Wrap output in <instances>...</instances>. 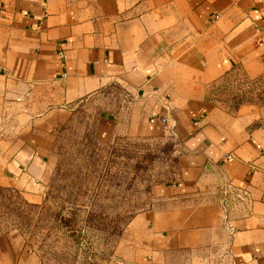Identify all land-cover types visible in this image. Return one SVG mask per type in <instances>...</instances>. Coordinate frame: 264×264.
Returning <instances> with one entry per match:
<instances>
[{
  "label": "crops",
  "instance_id": "1",
  "mask_svg": "<svg viewBox=\"0 0 264 264\" xmlns=\"http://www.w3.org/2000/svg\"><path fill=\"white\" fill-rule=\"evenodd\" d=\"M228 75L264 76V0H0V186L40 201L56 130L118 86L129 132L181 149L178 179L131 222L120 264L214 244L264 264V104H211ZM0 264L39 263L0 233Z\"/></svg>",
  "mask_w": 264,
  "mask_h": 264
},
{
  "label": "rangeland",
  "instance_id": "2",
  "mask_svg": "<svg viewBox=\"0 0 264 264\" xmlns=\"http://www.w3.org/2000/svg\"><path fill=\"white\" fill-rule=\"evenodd\" d=\"M207 99L230 111L263 105L264 76L228 75L208 87ZM129 100L111 86L78 104L54 134L40 201L0 186V233L15 237L39 264H120V244L140 232L130 226L134 218L163 207L161 190L179 177L181 149L170 136L131 134ZM147 264L244 263L214 244L168 250Z\"/></svg>",
  "mask_w": 264,
  "mask_h": 264
},
{
  "label": "built area",
  "instance_id": "3",
  "mask_svg": "<svg viewBox=\"0 0 264 264\" xmlns=\"http://www.w3.org/2000/svg\"><path fill=\"white\" fill-rule=\"evenodd\" d=\"M60 55H62V56H63V53H60ZM164 120H166V121H167V118H165ZM228 157H230V156L228 155Z\"/></svg>",
  "mask_w": 264,
  "mask_h": 264
},
{
  "label": "trees",
  "instance_id": "4",
  "mask_svg": "<svg viewBox=\"0 0 264 264\" xmlns=\"http://www.w3.org/2000/svg\"><path fill=\"white\" fill-rule=\"evenodd\" d=\"M61 220V219H60Z\"/></svg>",
  "mask_w": 264,
  "mask_h": 264
}]
</instances>
